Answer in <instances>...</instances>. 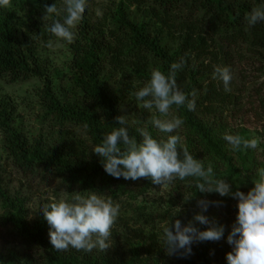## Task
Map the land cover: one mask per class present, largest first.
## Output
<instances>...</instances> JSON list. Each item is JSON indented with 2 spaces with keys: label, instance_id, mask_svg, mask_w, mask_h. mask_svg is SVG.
Instances as JSON below:
<instances>
[{
  "label": "trees",
  "instance_id": "obj_1",
  "mask_svg": "<svg viewBox=\"0 0 264 264\" xmlns=\"http://www.w3.org/2000/svg\"><path fill=\"white\" fill-rule=\"evenodd\" d=\"M45 4H56L61 16L54 19L62 20L63 0H11L10 7H0V80L42 82L34 88L40 108L33 134L22 126L25 117L19 110L31 103L0 90L1 146L10 165L23 176L50 174L61 180L69 197L75 191L110 196L120 204V213L112 227V247L105 252L71 247L57 251L40 211L44 203L32 210L30 196L11 193L0 173V225L7 230L0 241V264H175L174 257L186 264H218L212 249L221 240L227 242L238 214L236 199L201 193L195 178L189 177L176 179L165 200L161 186L150 179L133 181L107 174L102 158L92 150L104 133L120 126L115 118L121 115L138 141L142 138L136 129L145 126L154 138L166 137L148 123L147 115L140 121L132 119L126 101L132 99L138 107L133 93L150 79V69L158 67L167 75L171 64L183 58L186 63L176 72L177 84L189 99L193 90L197 92L194 111L186 104L171 109L184 121V145L205 167L211 163L215 177L232 183L233 191L237 186L245 193L253 188L256 167L264 163L254 149L244 150L242 145L234 151L223 139L226 132L246 138L247 131L231 128L224 120L227 98L233 105L237 99L213 74L216 66L231 71L238 50L264 61V21L254 26L245 21L252 7L264 5V0H114L99 15L87 5L74 29V41H64L72 54L67 72L56 69L53 74L41 54L49 40L57 41L44 30ZM53 77L65 79V84L58 85ZM261 102L264 109V98ZM185 196L192 198L186 201ZM200 199L222 202L203 214L225 226L223 239L194 243L187 257L168 255L163 228L176 219L183 224L193 220L200 212ZM200 228L205 230L202 224Z\"/></svg>",
  "mask_w": 264,
  "mask_h": 264
},
{
  "label": "clouds",
  "instance_id": "obj_2",
  "mask_svg": "<svg viewBox=\"0 0 264 264\" xmlns=\"http://www.w3.org/2000/svg\"><path fill=\"white\" fill-rule=\"evenodd\" d=\"M10 6L11 0H0V7ZM86 7L87 0H63L64 15L61 20L54 19L61 16V9L56 4L44 5L41 17L44 30L57 38L55 45L52 40L47 42L49 49L61 47L59 41H74V29L81 21ZM97 14H100L99 10ZM245 21L248 26L264 21V5L253 6L245 15ZM185 63L183 58L178 63H172L167 75L158 67L151 68L150 79L133 93L139 106L151 113L148 123L161 133L168 134L166 137L154 138L145 126L136 129L142 138L138 141L135 136L130 135L126 126L128 122L121 115L115 118L120 126L104 133L101 142L92 151L102 158L101 163L107 174L117 179L123 177L133 181L150 179L152 184L161 186L160 195L165 200L166 190L176 179L184 181L189 177L195 178V187L201 193L233 197L238 201V214L227 236V243L233 246L232 251L226 255L227 262L264 264V167L257 169L252 179L254 187L247 193L240 191L238 186L233 191L232 183L215 177L211 163L205 167L201 160L194 158L189 152L183 138L179 134H172L184 123L183 119L171 111L172 106L186 104L190 111H194L196 107V90L192 91V99H189L177 84L176 72ZM213 78L223 82L225 91L231 90L229 85L233 77L228 67L216 66ZM259 82H264V76H261ZM121 109L123 110V106ZM223 139L234 151H239L242 145L244 150H255L262 143L261 138L255 135L249 139L228 132L224 133ZM191 198L185 196L186 201ZM221 203L200 199L197 201L200 212L194 215L193 220L183 224L176 219L174 225L164 227L162 240L167 254L187 257L192 254L191 246L194 243L223 239L225 226L203 214L210 206L219 207ZM40 211L50 225V243L55 250L66 251L71 247L91 253L94 249L105 252L112 247V227L119 216L120 204L110 196L94 191L83 194L75 191L69 197L62 192L59 197H50ZM176 215L173 212V217ZM194 222L208 227L202 231Z\"/></svg>",
  "mask_w": 264,
  "mask_h": 264
},
{
  "label": "rangeland",
  "instance_id": "obj_3",
  "mask_svg": "<svg viewBox=\"0 0 264 264\" xmlns=\"http://www.w3.org/2000/svg\"><path fill=\"white\" fill-rule=\"evenodd\" d=\"M112 1L114 0H87V5L90 10L96 12L99 10V13H101L102 11H106V6ZM56 43L57 41L53 44L55 45ZM59 43L62 45L61 47H54L52 49L47 47L41 53L47 60L48 72L51 74L56 69L67 72L65 67L72 56L68 49V44L64 41H59ZM238 51L240 53L234 52L231 60V74L233 79L231 80L230 86V93L235 96L233 100L237 99V101L233 105V102L230 103L228 101L229 98H227L228 100L225 102L226 108L223 114L224 120L231 128L237 130L241 128L246 129V138L250 139L255 135L260 137L263 143L264 131H261V129H264V109L261 100L264 98V82L258 83V81H260L261 76H264V61L259 56H254L245 50ZM62 79L55 78V81L58 85H63L65 84V79ZM41 83L38 78L12 84L0 80V90L12 95L17 100L25 99L31 103L28 107L20 106L19 110L24 113L25 117V123L22 126L32 134L37 132L35 119L40 108L39 98L36 96L34 88L35 86L41 85ZM59 90L64 89L59 87ZM138 107L133 104L132 99L127 98L126 110L132 119L140 121L145 119L146 115L147 119L148 117L150 118L151 113L148 110H142ZM172 134H179L183 138L182 127ZM1 140L2 138L0 137V173H3L5 184L9 187L11 193H18L20 191L24 195H29L30 199L28 204L32 210H35L39 203H47L50 197H59L62 192L67 194L66 188L61 180L53 178L50 174L43 177L33 176V178L23 176L8 162L1 146ZM262 143L254 151L261 163H264V151L261 150L264 149ZM256 169L259 168L256 167ZM204 215L210 219L209 214ZM204 226L206 230L208 225ZM200 227L201 224H198V228L201 230ZM5 232H7L6 228L0 225V241H2V236L5 235ZM232 248L233 246L224 240H221L220 244L215 245L212 250L214 255L217 256L218 264H228L226 255L232 251ZM173 261L175 264H186L183 259L178 260L176 257L173 258Z\"/></svg>",
  "mask_w": 264,
  "mask_h": 264
}]
</instances>
